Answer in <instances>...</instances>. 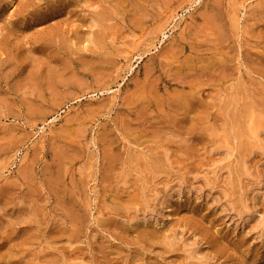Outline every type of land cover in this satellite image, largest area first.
<instances>
[{
    "label": "rangeland",
    "instance_id": "1",
    "mask_svg": "<svg viewBox=\"0 0 264 264\" xmlns=\"http://www.w3.org/2000/svg\"><path fill=\"white\" fill-rule=\"evenodd\" d=\"M0 264H264V0H0Z\"/></svg>",
    "mask_w": 264,
    "mask_h": 264
}]
</instances>
